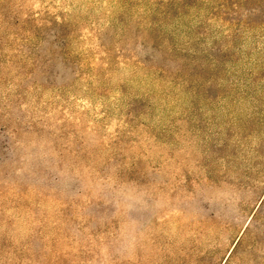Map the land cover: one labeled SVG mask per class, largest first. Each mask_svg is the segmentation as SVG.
<instances>
[{"label": "rangeland", "instance_id": "obj_1", "mask_svg": "<svg viewBox=\"0 0 264 264\" xmlns=\"http://www.w3.org/2000/svg\"><path fill=\"white\" fill-rule=\"evenodd\" d=\"M263 16L0 0V264H264Z\"/></svg>", "mask_w": 264, "mask_h": 264}, {"label": "trees", "instance_id": "obj_2", "mask_svg": "<svg viewBox=\"0 0 264 264\" xmlns=\"http://www.w3.org/2000/svg\"><path fill=\"white\" fill-rule=\"evenodd\" d=\"M253 12H259L258 8H254ZM250 31V53L251 67L255 73L261 71V79H264V16L250 21L248 25Z\"/></svg>", "mask_w": 264, "mask_h": 264}]
</instances>
